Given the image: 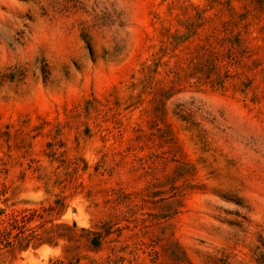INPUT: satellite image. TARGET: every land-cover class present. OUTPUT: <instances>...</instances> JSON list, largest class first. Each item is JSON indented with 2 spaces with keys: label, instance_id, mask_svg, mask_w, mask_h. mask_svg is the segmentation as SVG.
I'll list each match as a JSON object with an SVG mask.
<instances>
[{
  "label": "rangeland",
  "instance_id": "rangeland-1",
  "mask_svg": "<svg viewBox=\"0 0 264 264\" xmlns=\"http://www.w3.org/2000/svg\"><path fill=\"white\" fill-rule=\"evenodd\" d=\"M0 264H264V0H0Z\"/></svg>",
  "mask_w": 264,
  "mask_h": 264
},
{
  "label": "trees",
  "instance_id": "trees-1",
  "mask_svg": "<svg viewBox=\"0 0 264 264\" xmlns=\"http://www.w3.org/2000/svg\"><path fill=\"white\" fill-rule=\"evenodd\" d=\"M72 226H73V227H76V224H75V222H73V223H72ZM81 229L83 230V228H81ZM16 235H17V236L21 235V232H20V234H16ZM16 235H15V236H16ZM23 237H24V236H23ZM33 240H34V239H33ZM33 240H31V241H33ZM28 241H29V240H27V242H26V243H28ZM92 241H93V243H94V244H97V242H96V240H95V239H92Z\"/></svg>",
  "mask_w": 264,
  "mask_h": 264
}]
</instances>
